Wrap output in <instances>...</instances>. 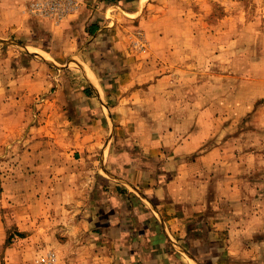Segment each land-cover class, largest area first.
I'll return each mask as SVG.
<instances>
[{"label":"rangeland","instance_id":"obj_1","mask_svg":"<svg viewBox=\"0 0 264 264\" xmlns=\"http://www.w3.org/2000/svg\"><path fill=\"white\" fill-rule=\"evenodd\" d=\"M26 1L0 0V264H57L56 254L112 252L98 241L95 225L72 232L65 209L39 202L31 178L35 156L22 144L61 140L56 128L65 109L57 106L49 114L40 107L45 97L83 95L88 85L94 87L88 95H105L89 68L102 81L109 74L103 63L116 56L106 62L102 53L114 55L109 47L81 55L77 47L51 42L43 22L58 23L25 12ZM117 17L125 53L118 69H111L120 78L110 101L124 93L136 95L128 103L138 112L156 106L145 123L167 130L173 145L188 140L197 146L187 160L203 157L184 172L194 177L197 192L187 188V197L203 206L196 220L204 227L190 231L198 241L176 247L191 264H264V0H148L135 15ZM39 70L40 89L31 87V79L18 81L21 73L31 78ZM171 156L166 165L174 172ZM45 198L46 204L50 195ZM69 237H76V245Z\"/></svg>","mask_w":264,"mask_h":264},{"label":"crops","instance_id":"obj_2","mask_svg":"<svg viewBox=\"0 0 264 264\" xmlns=\"http://www.w3.org/2000/svg\"><path fill=\"white\" fill-rule=\"evenodd\" d=\"M24 1L18 0L21 4ZM147 1L85 0L79 10L60 20L56 27L43 22L49 32L45 33L55 40L51 42L60 43L63 49L77 47L82 55L83 49H99L102 53L101 48L109 47L114 55L102 53V60L108 62L116 56L113 61L103 63L109 74L102 81L89 68L88 75L105 95H88L94 90L93 85H88L83 95L45 97L40 107L49 114L54 115L57 106L65 109L60 113L64 116L63 123L58 122L60 127L56 128L61 140L36 139L22 144L35 156V173L31 178L37 182L39 202L49 204L53 211L65 209L71 218L67 226L72 232L95 225L100 233L96 236L98 241L103 240V244L111 245L106 248L113 249L56 254L57 264H71L80 258L85 263L97 260V264H191L184 250L176 245L198 241L199 236L196 233L191 236L190 231L204 227L196 220L198 216L201 219L203 206L187 197V188L197 192L191 186L194 177L184 172L189 164L203 158L187 160L188 152L197 146L188 140L173 145L167 141V130L145 123L156 106H150L152 111L146 107L138 112V108L128 103L136 95L121 93L110 101L112 86L120 78L119 70L113 73L111 69H118L121 64L118 60L125 53V32L118 27L117 16L135 15ZM42 73L39 70L31 78L21 73L18 81L31 79V87L40 89L44 85ZM24 96L27 97L26 93ZM10 102L3 106L8 107ZM47 126H41V130ZM170 151L175 154L174 172L166 165V160L172 157ZM28 153L26 149L20 157ZM46 194L50 200L45 204ZM195 220L196 223H189ZM206 228L208 234L210 227ZM210 232L214 233L213 228ZM75 240L76 237H69L68 242L76 245ZM199 242H203L202 238ZM212 255L220 257L219 253Z\"/></svg>","mask_w":264,"mask_h":264},{"label":"built area","instance_id":"obj_3","mask_svg":"<svg viewBox=\"0 0 264 264\" xmlns=\"http://www.w3.org/2000/svg\"><path fill=\"white\" fill-rule=\"evenodd\" d=\"M82 3L83 0H27L24 4V11L58 23L78 10Z\"/></svg>","mask_w":264,"mask_h":264}]
</instances>
